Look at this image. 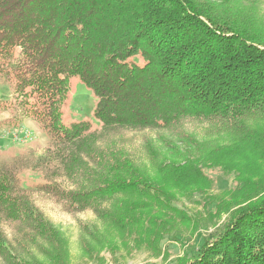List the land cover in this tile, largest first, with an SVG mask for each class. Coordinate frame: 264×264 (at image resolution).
I'll return each instance as SVG.
<instances>
[{"label": "trees", "instance_id": "trees-1", "mask_svg": "<svg viewBox=\"0 0 264 264\" xmlns=\"http://www.w3.org/2000/svg\"><path fill=\"white\" fill-rule=\"evenodd\" d=\"M256 1L0 0V76L7 72L12 86L0 102L9 114L2 126L29 118L51 145L48 174L33 190L68 213L91 210L130 231L155 216L152 204L168 188L203 180L200 166L225 152L201 155L187 123L234 138L224 161L246 152L264 161V131L250 125L264 119V29L249 17ZM71 76L96 98L99 129L62 120ZM143 131L142 142L125 139ZM20 182L18 169L0 167V259L27 264L13 255L14 242L20 253L66 264L63 234ZM180 264H264V197Z\"/></svg>", "mask_w": 264, "mask_h": 264}, {"label": "rangeland", "instance_id": "rangeland-1", "mask_svg": "<svg viewBox=\"0 0 264 264\" xmlns=\"http://www.w3.org/2000/svg\"><path fill=\"white\" fill-rule=\"evenodd\" d=\"M257 1V4L251 2L258 8L249 17L264 29V0ZM14 66L15 59H12L7 69ZM11 90L5 72L0 76V102L12 98ZM95 102L92 91L77 76H71L62 105V120L66 124L87 120L91 129H99L93 116ZM8 118L7 111L0 110V129L8 130L0 139V167L10 165L19 170L20 183L25 185L29 201L63 234L66 264H180L191 261L199 256L205 243L225 229L232 217L264 197V161L258 154L246 152L247 160L241 156L231 163L224 161L221 156L235 148L234 138L228 133H212V127L206 124L187 123L189 133L204 144L201 155L212 150L226 149L225 152L215 156L213 163L209 161L200 166L203 180L195 179L191 186L166 189L163 199L152 204L151 213L159 217L148 220L145 216L143 222L138 221L140 228L136 225L130 231H122L99 219L91 210L68 213L45 193L33 190L48 174L49 165L44 164V160L47 159L45 149L51 146L49 138L29 118H22L21 126L15 127H19L17 131L11 126L3 127ZM251 124L264 131V119L251 121ZM148 133L124 135L134 145L142 142V137L150 135ZM260 138L264 142V135ZM193 152L198 156V151ZM144 211L145 207H138V212ZM15 246L11 242L9 247L19 262L36 264L29 257L31 253L37 261L50 264L37 250L20 253ZM0 264H5L2 259Z\"/></svg>", "mask_w": 264, "mask_h": 264}, {"label": "built area", "instance_id": "built-area-1", "mask_svg": "<svg viewBox=\"0 0 264 264\" xmlns=\"http://www.w3.org/2000/svg\"><path fill=\"white\" fill-rule=\"evenodd\" d=\"M21 126V125H20ZM19 126V127H20ZM18 127V128H19ZM18 128H15V129H13L14 131H17L18 130ZM25 131L26 130H21V132H23V133H25ZM7 132H8V130H5V129H0V139H2L5 135H7Z\"/></svg>", "mask_w": 264, "mask_h": 264}]
</instances>
